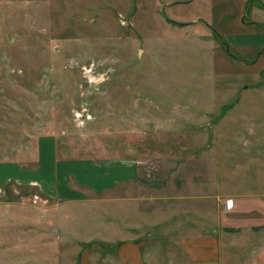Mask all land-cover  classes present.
<instances>
[{
	"label": "rangeland",
	"instance_id": "1",
	"mask_svg": "<svg viewBox=\"0 0 264 264\" xmlns=\"http://www.w3.org/2000/svg\"><path fill=\"white\" fill-rule=\"evenodd\" d=\"M238 5V0H0V164L33 166L39 139L52 136L65 157L139 156L143 166L176 178L203 171L208 187L218 169L248 173L254 202L263 203L264 100L246 96L232 105L237 93L262 90L264 84V72L251 64L256 56L228 43L237 33ZM255 137L262 138L259 145L246 146ZM6 189L0 215L9 210L11 218L31 222L42 216L38 207L26 206L42 202L36 189L15 184ZM118 197L116 186L98 196L96 207H78L79 218L88 223L83 231L103 234L105 217L118 224ZM225 201L215 199L220 206ZM50 212L48 219L57 217ZM61 212L62 228L69 231L64 220L73 212ZM254 231L264 235V226ZM145 248L147 264H182L171 257L178 254L177 244L149 242ZM59 249L63 264H118L99 244L62 243Z\"/></svg>",
	"mask_w": 264,
	"mask_h": 264
},
{
	"label": "crops",
	"instance_id": "2",
	"mask_svg": "<svg viewBox=\"0 0 264 264\" xmlns=\"http://www.w3.org/2000/svg\"><path fill=\"white\" fill-rule=\"evenodd\" d=\"M238 3V11L232 13L237 33H231L229 41L225 39L233 50L256 56L251 64L264 72V0ZM217 33L222 35L221 31ZM253 81H259L258 75ZM246 96L264 100V84L262 90L237 93L232 105H238ZM250 141L246 146L254 147L262 138ZM152 158L151 163L157 162V157ZM142 159L65 157L60 153L57 138L44 136L37 143L33 166L18 162L0 164V198L10 184L36 189L42 198L35 205L25 204L38 207L42 216L37 221L11 218L9 210L0 215V264H63L59 249L62 243L104 244L106 255H112L118 264H147L145 246L149 242L177 244L178 254L170 253L173 261L176 258L182 264H264V235L254 231L264 226V214L253 215L255 211L264 212V202H254L255 183L248 173H221L218 169L208 187L203 171L180 173L181 178H176L173 172L159 173L157 168L143 166L146 161ZM116 186L118 224L105 217L100 225L103 234H95L92 228L83 231L87 222L79 218L78 209L96 207L98 196ZM224 186L229 191L222 192ZM222 197L231 201L228 212L215 203L216 198ZM191 198L193 201H188ZM207 198L212 203L206 202ZM64 208L73 212L69 220H64L70 226L66 232L59 217ZM51 209L57 217L48 219L45 213ZM111 229L115 233L110 234ZM118 233L120 239H113Z\"/></svg>",
	"mask_w": 264,
	"mask_h": 264
},
{
	"label": "built area",
	"instance_id": "3",
	"mask_svg": "<svg viewBox=\"0 0 264 264\" xmlns=\"http://www.w3.org/2000/svg\"><path fill=\"white\" fill-rule=\"evenodd\" d=\"M232 208V205H231V201L230 200H226L223 205H222V210L223 211H230Z\"/></svg>",
	"mask_w": 264,
	"mask_h": 264
},
{
	"label": "trees",
	"instance_id": "4",
	"mask_svg": "<svg viewBox=\"0 0 264 264\" xmlns=\"http://www.w3.org/2000/svg\"><path fill=\"white\" fill-rule=\"evenodd\" d=\"M226 46V45H225ZM100 246H102V247H105V245L104 244H99ZM106 253V252H105Z\"/></svg>",
	"mask_w": 264,
	"mask_h": 264
}]
</instances>
